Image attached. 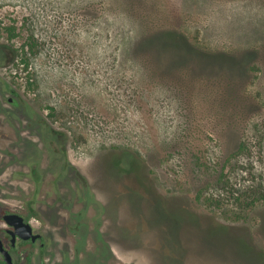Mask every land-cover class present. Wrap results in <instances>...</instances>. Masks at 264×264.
<instances>
[{
  "label": "rangeland",
  "instance_id": "1",
  "mask_svg": "<svg viewBox=\"0 0 264 264\" xmlns=\"http://www.w3.org/2000/svg\"><path fill=\"white\" fill-rule=\"evenodd\" d=\"M6 84L61 264H264V0H0Z\"/></svg>",
  "mask_w": 264,
  "mask_h": 264
},
{
  "label": "flooded vegetation",
  "instance_id": "2",
  "mask_svg": "<svg viewBox=\"0 0 264 264\" xmlns=\"http://www.w3.org/2000/svg\"><path fill=\"white\" fill-rule=\"evenodd\" d=\"M24 102L21 92L10 84H6V91H0V114L4 110L22 111V123L18 124L21 128L17 130L6 127V114L0 116V264H61L58 218L76 217L78 221L72 225L84 232L79 220L88 223L90 215L88 209L80 210L79 204L60 206L66 201L61 194L62 176L37 175L40 164L30 162V151L33 149L36 155L41 151L31 148L33 143L26 137L34 125L30 124V111ZM38 141L42 147V139ZM44 168L50 171L49 166ZM31 173H35L36 180H33L34 187L29 188Z\"/></svg>",
  "mask_w": 264,
  "mask_h": 264
},
{
  "label": "trees",
  "instance_id": "3",
  "mask_svg": "<svg viewBox=\"0 0 264 264\" xmlns=\"http://www.w3.org/2000/svg\"><path fill=\"white\" fill-rule=\"evenodd\" d=\"M9 30H10V32H11V36H12V38H13L14 36H16L15 28H14V27H10ZM261 256L264 257V253H261Z\"/></svg>",
  "mask_w": 264,
  "mask_h": 264
}]
</instances>
